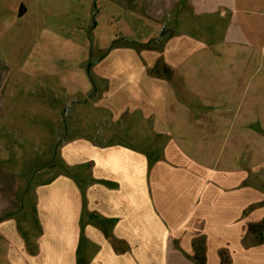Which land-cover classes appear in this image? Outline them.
I'll list each match as a JSON object with an SVG mask.
<instances>
[{
  "label": "crops",
  "instance_id": "1",
  "mask_svg": "<svg viewBox=\"0 0 264 264\" xmlns=\"http://www.w3.org/2000/svg\"><path fill=\"white\" fill-rule=\"evenodd\" d=\"M121 7L135 16L120 28L132 39L97 42L82 90L102 119L148 125L149 140L65 125L64 172L33 189L36 234L19 219L20 177L0 162V264H264V0H0V44L9 32L66 45L68 31L89 34ZM158 39L162 51L150 48ZM10 64L0 56V117Z\"/></svg>",
  "mask_w": 264,
  "mask_h": 264
},
{
  "label": "rangeland",
  "instance_id": "2",
  "mask_svg": "<svg viewBox=\"0 0 264 264\" xmlns=\"http://www.w3.org/2000/svg\"><path fill=\"white\" fill-rule=\"evenodd\" d=\"M9 6L10 3L7 4V8ZM90 7L87 18L88 23L92 24L95 21L98 22L100 15L99 8ZM130 10L125 7L110 9V14L114 12V15H106L104 21H100L101 23L92 28L89 34L71 29L63 41L66 45L49 41L52 43L51 47H36L31 37L25 40L18 39L9 32L4 35V44H0L2 45L0 56L9 60L13 68L5 90L4 112L0 117V155L3 153L5 155V157L0 156V162L6 164L20 177L19 195L23 211L20 212L19 219L23 221L22 225L24 223L35 234L38 231L36 228L38 224L33 207V189L40 181L49 179L53 174L64 172L58 149L65 140V125L72 127L69 134L74 137H80L81 133L86 132L91 136L97 135V139L102 142H107L115 133L114 138L128 142L130 138L127 135L135 132L140 138L145 137L149 140L151 130L148 125H143L137 120L138 126L134 128V125L123 124V121L113 123L102 119L106 116H100V110L93 106L94 100L84 95L82 90L86 76L92 72L90 59L97 57V42L111 45L114 41L120 43V41L132 39L130 34L120 29L124 23H129L135 17L131 16ZM4 16L7 19L10 13L6 12ZM48 18L51 19L52 24L60 23L59 17ZM138 22L140 27L137 31L139 32H133L134 37L144 31L141 19H138ZM17 32L18 30L14 31L15 34ZM54 33L64 34L58 31L48 34ZM194 33L193 31L192 34ZM30 36L36 37V32H31ZM44 36L42 34V38ZM25 41L28 42L24 44ZM162 41L160 39L153 41L150 48L162 51L164 49V41ZM125 45L134 46L129 41H125ZM158 71L167 75L171 73L162 69L161 64H158ZM189 82L192 83V80L189 79ZM180 84L181 82L177 87L182 100L192 110L194 104L191 100L194 97L187 91L189 90L187 84ZM216 84L217 87L214 86V89L217 92L225 89L220 80ZM106 114L109 116L108 113ZM133 145L148 149V144ZM153 146L155 147L154 156L163 151L162 142L153 143ZM260 228H264V224H261ZM22 229L20 228L26 237Z\"/></svg>",
  "mask_w": 264,
  "mask_h": 264
},
{
  "label": "trees",
  "instance_id": "3",
  "mask_svg": "<svg viewBox=\"0 0 264 264\" xmlns=\"http://www.w3.org/2000/svg\"><path fill=\"white\" fill-rule=\"evenodd\" d=\"M251 209V208H250ZM250 230H252L253 228H255V226H250ZM260 242H264V232L263 234L260 235ZM221 255L223 256V260H225V255L224 253L222 252ZM196 260L200 263V264H203V261H204V256L203 254H200V255H197L196 256Z\"/></svg>",
  "mask_w": 264,
  "mask_h": 264
}]
</instances>
